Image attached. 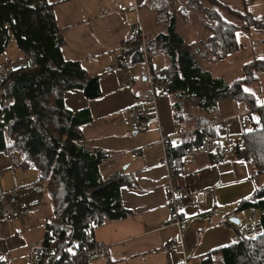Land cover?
Instances as JSON below:
<instances>
[{
	"label": "trees",
	"instance_id": "trees-1",
	"mask_svg": "<svg viewBox=\"0 0 264 264\" xmlns=\"http://www.w3.org/2000/svg\"><path fill=\"white\" fill-rule=\"evenodd\" d=\"M38 1L0 0V55L7 50L11 39H15L22 58H29L37 65L9 74L0 85L3 90L0 153L10 155L14 151L20 157L18 166L38 169V181L47 189L53 207L45 225L51 232L45 230L43 239L53 251L52 259L62 260L73 250L81 251L88 238L94 237L97 227L134 213L126 207L122 195V187L133 185L134 179L123 173L104 177L100 166L109 153L82 145L86 139L83 125L93 121L94 116L89 107L68 108L65 94L80 89L89 99L101 97L100 77L91 74L80 60L65 59L62 47L66 39L57 23L55 3L44 0L41 5ZM185 2L200 15L207 33L191 43L178 32L181 8L177 9L176 0H146L141 6L144 29L155 30L147 38L153 71L168 82V90L157 93L156 107L146 103L152 104L156 112L160 95L173 96V117L182 130L189 129L190 120L196 118L198 127L190 134L191 140L170 147L178 161L188 149L201 146L205 140L203 131L218 138L217 127L207 126L214 121L208 114L217 110L224 100L231 99L244 110L256 112L255 119L248 115L252 125L242 134L247 148L237 157L253 162L256 173L263 175L264 102L246 87L258 82L259 73H264V57H254L242 64L244 76L228 83L224 76H213L206 70L196 54L204 62L227 59L241 48L237 33L250 32L253 27L264 30V18H257L249 11L255 0H242L243 10L220 0ZM225 13L235 20L227 18ZM125 44L123 54L128 64L135 66L142 62V36H133ZM161 53L170 61L155 69L153 57ZM150 94L149 88L146 96ZM197 110L204 114L197 116ZM235 209L257 211L259 234L209 252L202 258L203 264H215V252H220L222 264H264V185L255 187L239 200ZM228 223L236 225L232 221Z\"/></svg>",
	"mask_w": 264,
	"mask_h": 264
},
{
	"label": "crops",
	"instance_id": "crops-1",
	"mask_svg": "<svg viewBox=\"0 0 264 264\" xmlns=\"http://www.w3.org/2000/svg\"><path fill=\"white\" fill-rule=\"evenodd\" d=\"M46 1L55 3L57 23L66 39L65 45L62 47L65 59L80 60L83 66L91 74L98 75L101 81L103 90L101 97L89 99L80 89H72L65 94V104L68 108L77 110L89 107L94 116L93 121L83 125L86 139L82 145L90 150L101 149L110 152L114 143L109 140L105 132L110 127L111 118L126 111L129 116L125 117L124 121L131 126V113L135 97L146 96L149 92L146 81V64L141 70V80L134 69L138 68L139 71L140 65L144 64V61L135 66H128L131 71L130 74H134L135 84L133 88L119 89L123 80L130 75L124 73L127 70L121 71L119 69L114 73L107 72L108 66L118 63L121 45L134 36L136 24L139 21L143 25L145 24L141 17V6L146 0H137L139 10L129 11L126 17L118 13L117 6L119 3L130 0H115L112 4H103L102 0ZM22 56V51L15 39H11L7 50L0 55V74L3 73V76L0 77V85L8 76L2 67L16 61H22L24 59ZM138 80H140L139 83ZM145 106L150 122L153 120L156 126H154L155 130L147 134L148 144H140L142 157L138 159V156L133 153L127 159H121L117 164L112 163L110 165L107 164V158L100 166L102 175L104 176V170L107 174L104 177L118 173L117 171L125 164H127L125 170L131 176H134L133 171L136 169H146L144 179L139 180L134 176L136 181L133 185L122 187L125 205L134 213L123 219L108 221L96 228L94 239L108 244L109 255L94 259L90 264H184L185 251L189 257L188 264H203L202 258L206 254L233 243L234 231L239 232L241 230L243 226L241 221L234 225L228 223L227 218L234 216L242 219L246 213L245 211H236L235 205L233 207L234 212H227L225 208L228 207V204L223 201L227 193L225 192L221 197H216L217 190L218 192L222 191L225 188L224 185L220 182L215 189L213 188V196H211L210 188L205 184L206 174L211 170L215 173H219L222 169L230 171L234 176L233 186L242 187L243 194L252 192L257 186L264 185V174L256 173L253 162L238 157H222L218 151L219 148L208 154L202 152L200 147L190 148L194 150L195 159L192 160V157L186 153L183 155L181 160L186 165V172L179 178L178 184L182 185L187 192H203L204 201L193 206L188 205L187 200L185 201L183 211L189 221V227L183 235L184 246L178 243L172 250L164 252L163 246L171 238L179 239L180 236L176 226H165L171 212L168 202L166 169L161 162L160 129L166 136L171 137L173 145H177L181 142L190 141V134L194 133L193 130L198 126L193 118L190 120L191 127L182 130L181 125L173 117L171 100L167 95L162 94L157 99L158 120L153 105L146 103ZM234 106L238 108L237 113L233 116L237 115L242 118L241 131L244 133L246 129L251 127L252 121L244 118L245 115L243 114L251 115L248 110H244L242 105L236 103ZM217 110L208 114L214 121L207 123V126L217 127L218 138H212L221 140L228 136L237 138V136L231 135L229 131L226 134L222 133L223 128H220V121L224 122L229 117L216 116ZM200 112L203 111L200 110ZM149 125L147 129L150 128ZM200 127L201 130L204 129L203 126ZM98 128L101 131H95ZM178 129L181 131L178 132ZM135 132L137 131H134V134ZM127 168H132V170L128 171ZM1 169H6V172L3 177H0L2 186L0 214L6 204L15 207L20 206V211L15 216L23 215L21 217L24 219L26 211L34 212L41 209L45 186L38 181V169L35 166L27 169L18 165L11 167L10 155L0 153ZM48 217H50V213ZM11 220L0 223V226L3 225L1 229L3 238L8 235V230L5 231L4 227L5 222ZM35 241H32L33 244ZM30 245L25 246L26 251ZM11 249L13 250L14 247ZM2 250L6 252L7 249ZM213 257L215 264L218 262L217 257L222 259L220 252L213 253ZM4 261L9 260L4 259Z\"/></svg>",
	"mask_w": 264,
	"mask_h": 264
},
{
	"label": "rangeland",
	"instance_id": "rangeland-1",
	"mask_svg": "<svg viewBox=\"0 0 264 264\" xmlns=\"http://www.w3.org/2000/svg\"><path fill=\"white\" fill-rule=\"evenodd\" d=\"M223 3L229 4L233 8L243 10L242 0H220ZM115 0H102L103 4H112ZM177 9H180L181 13H178L180 21L178 22V32L182 34V36L187 40L188 43L198 41L207 33L203 30V21L200 15L196 12L191 10V8L186 4L185 0H176ZM249 11L256 16L257 18H264V0H255V2L249 6ZM178 11V12H179ZM226 17L232 20H235L233 17H230L227 13H225ZM191 16L187 19V17ZM187 20V21H184ZM238 22V21H237ZM241 24L240 22H238ZM159 28H157L158 30ZM149 31V32H148ZM145 30V42H147L148 36H151L152 33L155 32L154 28H150V30ZM237 36L241 43V48L238 52L231 54L227 59L221 60L218 62H204L201 60L200 57L196 54L197 58L200 59V62L205 66L206 70L213 74V76H224L225 80L230 83L235 78L244 76V73L241 69L242 64L247 62L248 60L254 57H264V31L260 30L256 27L251 28L250 32H246L240 30L237 33ZM197 47H195L196 49ZM155 69H159L169 63V58L164 54H159L153 57ZM119 64V61L118 63ZM115 64V65H117ZM144 64L140 65V69L134 68L137 73L138 77L141 80V70L144 68ZM129 66V65H128ZM128 66L122 67L121 71L127 70L124 73L130 74V68ZM146 69V68H145ZM3 76V73L0 74V77ZM129 76V75H128ZM259 81L246 87L247 91H252L257 95L261 102H264V73H259ZM138 80V83L140 82ZM125 80H123L124 82ZM1 82V80H0ZM122 82V83H123ZM3 90L0 89V105H1V96ZM170 100L172 101L173 96H169ZM234 103L231 99H226L221 102V106L215 112V115L218 117H226L229 118L224 120V122L220 121V128H223L222 133L226 134L228 131L231 135L237 136V138L242 139L243 133L241 131V122L242 118L240 116H233V114L237 113V106H234ZM240 109V107H239ZM204 114L200 112V110L196 111L197 116L200 114ZM122 115V116H121ZM245 115L244 118L248 119V113L243 114ZM129 114L124 111L120 114L111 118L110 127L106 130V135L110 141L114 144L111 146V150L108 157L107 164H117L121 159H127L128 156L135 153V156H138V159L142 157L140 144H148V133L150 131L155 130L154 126L156 123L152 120L149 125V129L145 131H140L137 134H134V131L130 129V124L127 125L125 123V117L127 118ZM210 117V116H209ZM196 119V118H195ZM250 120V119H249ZM251 122V121H249ZM226 127V128H225ZM95 131H101L98 128ZM160 142V137H159ZM161 144V143H160ZM129 151V152H128ZM164 156V150L162 149V156L161 160ZM162 162V161H161ZM163 164V163H162ZM164 165V164H163ZM165 166V165H164ZM127 164L123 165L121 169H119L118 173L127 174L128 176L132 177L135 180V177L139 180L144 179L146 177V169H136L133 171L134 176H131L130 173H127L125 170ZM128 171L132 170V168H127ZM166 169V166H165ZM104 176H106L105 170L103 171ZM167 177V174H166ZM222 183L224 185V189L220 192H216V197H221L225 192L227 196L224 198V203L228 204L226 207L227 212H234L235 209L233 208L234 205L236 206L237 202L242 198L246 197L252 192H247V194H243V188L240 186H233L234 176L233 174L228 171L222 169L219 173H215L214 171H209L205 177V184L208 188H210V194L213 196V188ZM167 184V183H166ZM42 207L41 209L31 212L26 211L25 219L18 215L15 216L11 221L5 222L4 225L5 231L8 230V235L6 238L2 237L0 226V264H3V260H9L10 264H30L28 260V252L31 247L32 241H40L44 238L45 233V223L47 220L51 218L53 213L52 201L49 197L47 189L44 190L42 196ZM8 203V202H6ZM5 203V204H6ZM50 213V217H48ZM1 223V222H0ZM24 225L22 226V224ZM9 226V229H8ZM22 229V230H21ZM233 232L231 231V234ZM235 233V231H234ZM35 241V242H37ZM24 242H26L24 244ZM34 242V243H35ZM28 246V250H25V246ZM11 247H14L12 250ZM2 249H7L4 252ZM216 260L218 261L217 264L222 263V259L217 257Z\"/></svg>",
	"mask_w": 264,
	"mask_h": 264
},
{
	"label": "built area",
	"instance_id": "built-area-1",
	"mask_svg": "<svg viewBox=\"0 0 264 264\" xmlns=\"http://www.w3.org/2000/svg\"><path fill=\"white\" fill-rule=\"evenodd\" d=\"M39 4H43L44 0H39ZM118 13L123 17H126L131 10H139V6L137 0H130L128 2L119 3L117 6ZM264 31V30H263ZM142 36L143 40V61L146 64V78L148 80L149 88L151 91L150 96H136L135 101L132 107V117H131V130L132 131H144L148 128L150 119L148 117V111L145 106L146 102H151L156 107V97L159 90L167 91L168 90V82L162 79L161 74L159 72L153 71L152 68V60H151V52L147 48V42H145V29L141 21L135 26L134 36L137 35ZM125 43L121 45V57L119 59V64L110 65L107 67V72L114 73L121 69L122 67H126L129 64L126 56L123 54L125 49ZM37 65L36 63L29 59L25 58L22 61H16L10 65H6L2 67L3 70L7 72V74L15 73L20 70L33 69ZM135 84L134 74H130L127 79L119 86L120 90H125L129 88H133ZM156 119L158 120L157 110L155 112ZM249 114L255 119L257 118V113L254 111H249ZM181 130L178 129V132ZM205 140L200 146V150L204 153H212L217 148H219V153L224 158H236L240 151L246 150L247 144L243 139H239L236 137H226L223 140L215 139L209 136V134L203 131ZM160 143L162 149L164 150V156L161 160L162 163L166 166V174H167V190H168V202L170 207V218L165 223V226H176L179 230V239L171 238L165 246H163V251L168 252L174 248V246L178 243L184 246L183 235L189 227V221L184 214L183 207L185 201L187 200V204L190 206L200 204L204 201V193H191L187 192L186 189L178 184V180L182 177L186 172V165L181 160L178 161L171 154L170 147L172 146L171 137L166 136L162 130L160 129ZM194 150L189 149L186 152V155L192 157L194 160ZM10 162L11 167H14L19 164L20 157L12 151L10 153ZM6 169L0 170V177L5 175ZM2 193V186L0 183V194ZM20 208L15 207L11 204H6L3 207V210L0 214V222L11 220L17 213H19ZM227 221H231V218H227ZM240 221L243 223L241 230L239 232H235L232 236L233 242H238L241 238H255L260 231L258 213L255 209H251L246 211ZM47 233H50V229H46ZM53 251L49 245H47L44 239L35 242L29 249L28 258L31 264H80L83 262L90 263L94 259L103 258L109 255V246L105 242H100L95 240L94 237L88 238V244L81 251H71L69 252L62 260L52 259ZM185 253V262L184 264H188V255ZM3 264H10L8 261H4Z\"/></svg>",
	"mask_w": 264,
	"mask_h": 264
},
{
	"label": "water",
	"instance_id": "water-1",
	"mask_svg": "<svg viewBox=\"0 0 264 264\" xmlns=\"http://www.w3.org/2000/svg\"><path fill=\"white\" fill-rule=\"evenodd\" d=\"M135 134H137V132H135ZM231 221L234 222V223H236V224H239L240 219L233 216V217H231Z\"/></svg>",
	"mask_w": 264,
	"mask_h": 264
}]
</instances>
